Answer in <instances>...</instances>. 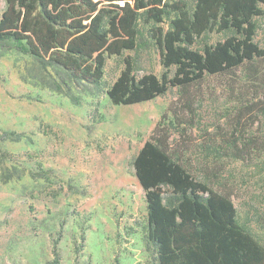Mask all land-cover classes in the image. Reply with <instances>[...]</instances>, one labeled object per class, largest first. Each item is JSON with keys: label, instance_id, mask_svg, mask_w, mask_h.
<instances>
[{"label": "rangeland", "instance_id": "1", "mask_svg": "<svg viewBox=\"0 0 264 264\" xmlns=\"http://www.w3.org/2000/svg\"><path fill=\"white\" fill-rule=\"evenodd\" d=\"M259 8L255 42L264 45ZM4 9L0 0V16ZM207 37L215 43L222 35ZM127 55L136 56L138 76L165 71L153 47L108 58L96 84L0 51V264H148L145 194L133 160L157 124L193 169L210 140L253 149L242 161L218 160L214 185L264 244V152L254 150L264 147V59L114 106L106 91Z\"/></svg>", "mask_w": 264, "mask_h": 264}, {"label": "trees", "instance_id": "2", "mask_svg": "<svg viewBox=\"0 0 264 264\" xmlns=\"http://www.w3.org/2000/svg\"><path fill=\"white\" fill-rule=\"evenodd\" d=\"M3 1L0 51L15 50L85 83L102 81L108 58L153 47L165 71L138 76L136 56H124L106 91L114 106L149 102L171 88L264 59L254 21L264 0H189L191 7L185 0ZM210 33L222 38L210 43ZM170 138L157 124L133 160L145 194L148 264H264V244L214 185L218 160L242 161L253 149L210 140L200 149L205 162L193 169L170 147ZM260 164L263 172L264 156Z\"/></svg>", "mask_w": 264, "mask_h": 264}]
</instances>
